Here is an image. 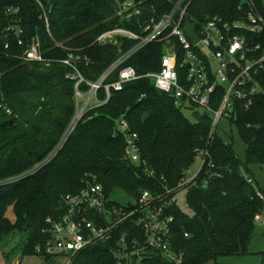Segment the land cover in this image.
<instances>
[{"label":"trees","instance_id":"16d2710c","mask_svg":"<svg viewBox=\"0 0 264 264\" xmlns=\"http://www.w3.org/2000/svg\"><path fill=\"white\" fill-rule=\"evenodd\" d=\"M122 1L0 0V240L24 234L21 256H39L49 263L51 257L35 247L43 249L44 222L62 213L66 195L77 194L94 180L107 196L118 190L133 202L148 191L165 206L182 188L196 156L208 152L197 179L183 187L193 216L184 214L175 199L164 209V216L172 217V253L181 264H215L219 257L246 254L264 206V187L251 170L264 168V70L257 75L260 93L252 104L243 108L237 102L235 115L223 121L236 129L245 148L243 160L219 130L210 132L209 115L195 112L197 107L189 103L177 106L145 77L112 91L108 101L85 112L60 143L76 111L75 81L68 77L74 72L61 61L73 56L81 76L95 82L134 44L120 36L99 43L97 37L115 28L139 34V25L152 11L157 19L174 0H145L138 23L118 18L115 7ZM245 1L193 0L186 18L197 24L213 16L235 19L247 10ZM251 1L264 16L263 0ZM32 40L39 43L42 62L23 59ZM161 48L160 43L145 45L105 84L116 81L125 66L138 76L156 72ZM79 88L86 91L88 86ZM97 97L104 101V91ZM183 108L191 110L194 121L182 115ZM121 119L128 132L137 135L138 164L126 157L125 140L117 130ZM8 208L13 221L5 215ZM133 219L122 224L113 241L83 250L71 264H175L153 250L142 253L143 258L113 252L117 238L141 233Z\"/></svg>","mask_w":264,"mask_h":264},{"label":"built area","instance_id":"2783aa9c","mask_svg":"<svg viewBox=\"0 0 264 264\" xmlns=\"http://www.w3.org/2000/svg\"><path fill=\"white\" fill-rule=\"evenodd\" d=\"M192 2L193 0H174L168 11L157 19L152 11L144 24L139 25V34L124 28H115L100 34L96 39L99 43L112 42L116 36H120L134 41V44L124 53H120L95 82L90 83L81 76L73 56L61 61L74 72L68 77L75 81L76 111L60 143L73 131L85 112L108 101L112 91H121L125 84L141 77L151 79L154 87L170 96L177 106L184 102L202 109L212 119L211 133L221 130L220 121L235 115L237 102L243 108L252 104L253 99L260 93L257 75L264 70V16L258 12L251 0H247V10L241 11L240 8L241 14L235 19L213 16L198 24L189 20L195 26L197 38V42L192 43L184 28L187 9ZM144 9L145 0H123L115 7L120 20L135 19L137 23L144 17ZM254 37L259 39H255V43L252 42ZM151 43H160L162 47L159 69L156 72L138 76L132 67L125 66L118 70L116 81L105 84L113 71ZM18 44L21 45V40ZM23 59L43 61L37 40L31 41L24 51ZM81 84L88 86V89L80 90ZM99 90L104 91V101H99L97 97ZM83 93L85 98L78 103L77 98ZM117 130L124 137L126 157L131 163L138 164L140 156L137 135L128 132V124L123 119L117 123ZM201 158L203 164L208 160V152H203ZM142 165L145 166V162ZM198 173L190 176L188 172L186 181L177 193L183 191L184 185L194 182ZM175 196L166 205L171 204ZM258 196L262 198L260 194ZM158 198L157 195L143 191L130 204L132 208L125 204L124 209L109 200L100 184L94 180L89 181L77 194L64 197L65 208L61 214L46 218L43 230L45 244L43 249L35 247V251L50 257L63 258L65 264H71L74 257L83 250L113 241L122 224L134 218L132 222L141 233L130 239L126 235L117 238L116 250L113 252L122 257L130 255L143 258L142 253L153 250L168 261L181 264L180 258L172 253L169 244L172 217L164 216L166 205L157 201ZM258 219L259 216L256 217Z\"/></svg>","mask_w":264,"mask_h":264},{"label":"rangeland","instance_id":"374dc122","mask_svg":"<svg viewBox=\"0 0 264 264\" xmlns=\"http://www.w3.org/2000/svg\"><path fill=\"white\" fill-rule=\"evenodd\" d=\"M264 3V0H263ZM85 98L84 93L77 98L78 103L83 101ZM91 105L93 104V100L90 101ZM195 112L201 114L203 110L200 108L194 109ZM180 112L184 117H186L190 122L194 121V115L192 114L190 109H180ZM219 133L226 140V142H231L233 145V150L236 155L243 160L244 159V145L239 138L236 129L233 125H229L226 122L219 123ZM202 165V158L200 155L196 156L194 162L190 166L188 172L190 176L198 173ZM253 177L257 184L260 187H264V168L259 166L251 167ZM262 199V198H261ZM264 199V196H263ZM109 200L116 203L120 207L125 206V203L128 202L132 204V200L129 201V198L125 196L121 191L114 190L109 195ZM176 204L178 208L187 216L192 217L193 213L189 210L186 199H185V191H180L175 196ZM264 201V200H262ZM6 217L13 221V214L11 208H8L6 213ZM25 241V235L19 238V235H7L4 236L0 240V264H65V260L63 258L51 257L49 263H45L43 259L39 256H21V248L20 244H23ZM214 264V263H213ZM215 264H264V206L262 214L259 216V220L256 221L255 226V235L251 240L247 253L242 255H229L219 257Z\"/></svg>","mask_w":264,"mask_h":264},{"label":"water","instance_id":"95a60500","mask_svg":"<svg viewBox=\"0 0 264 264\" xmlns=\"http://www.w3.org/2000/svg\"><path fill=\"white\" fill-rule=\"evenodd\" d=\"M184 28H185V34H186L187 38L192 43H196L197 42V38H196V35H195V31H194V28H195L194 24L190 23V21L188 19H186L185 23H184ZM125 204L129 208L133 207L128 202H126Z\"/></svg>","mask_w":264,"mask_h":264}]
</instances>
